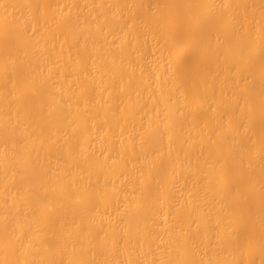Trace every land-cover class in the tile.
I'll return each instance as SVG.
<instances>
[{
    "label": "bare ground",
    "instance_id": "6f19581e",
    "mask_svg": "<svg viewBox=\"0 0 264 264\" xmlns=\"http://www.w3.org/2000/svg\"><path fill=\"white\" fill-rule=\"evenodd\" d=\"M0 264H264V0H0Z\"/></svg>",
    "mask_w": 264,
    "mask_h": 264
}]
</instances>
